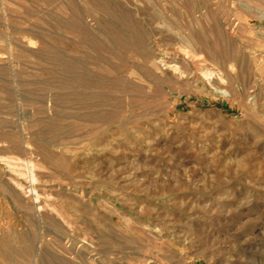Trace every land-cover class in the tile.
Wrapping results in <instances>:
<instances>
[{"label": "rangeland", "instance_id": "obj_1", "mask_svg": "<svg viewBox=\"0 0 264 264\" xmlns=\"http://www.w3.org/2000/svg\"><path fill=\"white\" fill-rule=\"evenodd\" d=\"M0 264H264V0H0Z\"/></svg>", "mask_w": 264, "mask_h": 264}, {"label": "bare ground", "instance_id": "obj_2", "mask_svg": "<svg viewBox=\"0 0 264 264\" xmlns=\"http://www.w3.org/2000/svg\"><path fill=\"white\" fill-rule=\"evenodd\" d=\"M161 48V47H160ZM183 53V52H182ZM183 60V59H182ZM161 64V63H160ZM201 64V63H200ZM203 65V64H202ZM185 66V65H184ZM175 71V70H174ZM220 71V70H219ZM190 72V71H189ZM204 72V71H203ZM201 74V73H200ZM207 74V73H206ZM183 75V74H182ZM203 76V75H202ZM203 78H205V77H203ZM202 78V79H203ZM210 78V77H209ZM204 80V79H203ZM214 80V79H213ZM205 81V80H204ZM212 81V80H211ZM207 82H208V80H207ZM207 85V84H206ZM209 85V84H208ZM26 163V162H25ZM20 173V172H19ZM31 178V177H30ZM33 178V177H32ZM36 198V197H35ZM55 245V244H54ZM55 258V257H54ZM42 262V261H41Z\"/></svg>", "mask_w": 264, "mask_h": 264}]
</instances>
